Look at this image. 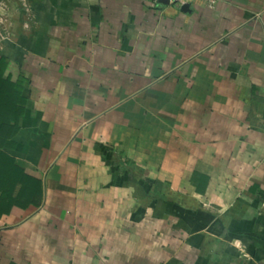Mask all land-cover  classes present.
Here are the masks:
<instances>
[{"label": "crops", "instance_id": "0c3cea01", "mask_svg": "<svg viewBox=\"0 0 264 264\" xmlns=\"http://www.w3.org/2000/svg\"><path fill=\"white\" fill-rule=\"evenodd\" d=\"M186 4L0 0V264H264V0Z\"/></svg>", "mask_w": 264, "mask_h": 264}, {"label": "trees", "instance_id": "16d2710c", "mask_svg": "<svg viewBox=\"0 0 264 264\" xmlns=\"http://www.w3.org/2000/svg\"><path fill=\"white\" fill-rule=\"evenodd\" d=\"M1 67L2 63L0 64V188L11 181L14 184L12 190L16 188L17 184L24 186L22 188L24 191L23 199L16 196L15 192H9L6 208H1L3 201H0V210H8L13 207L16 201L18 203L22 201L23 208L29 204L39 205L42 199V180L33 173H24L19 161L4 151V148L11 145L13 137L18 132L23 106L18 93L4 80Z\"/></svg>", "mask_w": 264, "mask_h": 264}, {"label": "built area", "instance_id": "2783aa9c", "mask_svg": "<svg viewBox=\"0 0 264 264\" xmlns=\"http://www.w3.org/2000/svg\"><path fill=\"white\" fill-rule=\"evenodd\" d=\"M155 2L158 1V0H154ZM190 0H168L169 3L171 4H174V5H177V6H182L184 4H186L187 2H189ZM206 5L208 7H215L217 5V3L220 1V0H203Z\"/></svg>", "mask_w": 264, "mask_h": 264}, {"label": "water", "instance_id": "95a60500", "mask_svg": "<svg viewBox=\"0 0 264 264\" xmlns=\"http://www.w3.org/2000/svg\"><path fill=\"white\" fill-rule=\"evenodd\" d=\"M162 1L168 2V0H162ZM187 8H188V4L183 5L184 10H186Z\"/></svg>", "mask_w": 264, "mask_h": 264}]
</instances>
